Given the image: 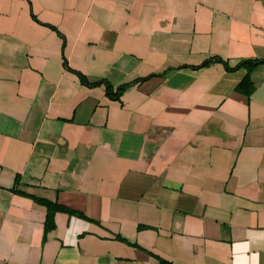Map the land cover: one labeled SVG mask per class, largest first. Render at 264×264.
<instances>
[{"label":"crops","instance_id":"1","mask_svg":"<svg viewBox=\"0 0 264 264\" xmlns=\"http://www.w3.org/2000/svg\"><path fill=\"white\" fill-rule=\"evenodd\" d=\"M214 57L264 0H0V264H264V62Z\"/></svg>","mask_w":264,"mask_h":264},{"label":"trees","instance_id":"2","mask_svg":"<svg viewBox=\"0 0 264 264\" xmlns=\"http://www.w3.org/2000/svg\"><path fill=\"white\" fill-rule=\"evenodd\" d=\"M214 60L223 62L228 70H234V69H236L238 67H242V66L246 67L248 69V72H247L246 76L243 78V80L238 84L237 89L239 91L247 93L248 95H251V93L254 90V83H253L252 75H251L252 70L256 65L264 62V59L243 60L240 63H238L236 66H230L229 63L227 61H225L224 59H222L220 57H214V58H210V59L206 60L200 66L208 65L210 62H212ZM65 64L67 66H69L67 62H65ZM76 72L78 73V75L80 76V78L84 84L96 85V84H99L102 82V81L91 82L88 80V78L82 72H79V71H76ZM105 83L107 86L108 95L113 97V98H120L122 93L125 91V89L131 84V83L123 84V85L119 86L116 90H114V87L110 82L105 81ZM16 181L19 182V176H17ZM17 191L19 193H22L24 195H28V196L34 198L37 202H39V203H41L47 207L48 213H47V218L45 221V238H46V234L56 226L55 215L58 211H65V212H69L71 214H76V215L81 216V217H87L84 213L79 212V211H77L71 207H68L64 204L52 201V200L44 198V197H39V196H36L33 194H28V193L20 191V190H17ZM118 237L122 240H126L122 236H118ZM161 261L165 264H172L171 262H168L164 259H161Z\"/></svg>","mask_w":264,"mask_h":264}]
</instances>
